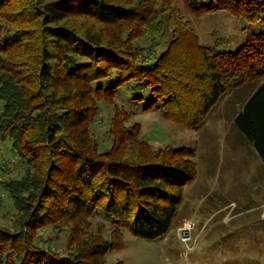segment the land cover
<instances>
[{
    "label": "trees",
    "instance_id": "trees-1",
    "mask_svg": "<svg viewBox=\"0 0 264 264\" xmlns=\"http://www.w3.org/2000/svg\"><path fill=\"white\" fill-rule=\"evenodd\" d=\"M178 2L194 16H232L244 39L235 51L201 44ZM249 83L234 126L264 165V0H0V136L23 172L3 181L15 214L14 233L0 229V264H107L125 231L166 237L195 163L153 150L122 114L106 132L112 146L99 143L101 107L127 92L128 104L195 130ZM45 226L69 233L65 255L36 243Z\"/></svg>",
    "mask_w": 264,
    "mask_h": 264
},
{
    "label": "rangeland",
    "instance_id": "rangeland-1",
    "mask_svg": "<svg viewBox=\"0 0 264 264\" xmlns=\"http://www.w3.org/2000/svg\"><path fill=\"white\" fill-rule=\"evenodd\" d=\"M184 21L189 22L203 45H219L235 51L244 39L243 23L218 12L194 16L181 2ZM170 34L161 41L166 48ZM257 85L246 84L224 97L195 130L174 124L163 112L130 105L121 94L115 106H102L93 128L99 143L112 146L106 138L112 119L122 114L127 128L138 126L140 138L153 150H181L191 156L196 179L185 186L184 201L166 237L147 241L124 232L123 246L105 255L107 264H264V165L250 143L234 126L242 105ZM2 103H0L1 111ZM12 142L0 136V229L12 230L15 211L3 181L19 178L22 170L13 161ZM191 222L195 229L191 241L184 243L180 233ZM90 228L111 234L107 223L98 218ZM69 233L53 226L38 230L40 246L65 255Z\"/></svg>",
    "mask_w": 264,
    "mask_h": 264
},
{
    "label": "built area",
    "instance_id": "built-area-1",
    "mask_svg": "<svg viewBox=\"0 0 264 264\" xmlns=\"http://www.w3.org/2000/svg\"><path fill=\"white\" fill-rule=\"evenodd\" d=\"M195 229V225L191 222H187L183 228L180 230L181 233L179 234L180 237H181V240L184 242V243H187L189 241H191V236H192V233Z\"/></svg>",
    "mask_w": 264,
    "mask_h": 264
}]
</instances>
